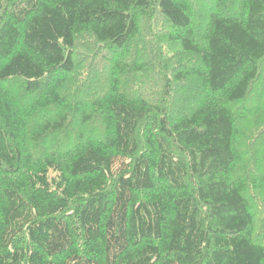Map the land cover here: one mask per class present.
I'll return each mask as SVG.
<instances>
[{"label":"trees","instance_id":"trees-1","mask_svg":"<svg viewBox=\"0 0 264 264\" xmlns=\"http://www.w3.org/2000/svg\"><path fill=\"white\" fill-rule=\"evenodd\" d=\"M262 208L264 0H0V264H264Z\"/></svg>","mask_w":264,"mask_h":264},{"label":"rangeland","instance_id":"rangeland-1","mask_svg":"<svg viewBox=\"0 0 264 264\" xmlns=\"http://www.w3.org/2000/svg\"><path fill=\"white\" fill-rule=\"evenodd\" d=\"M205 8L206 7L197 10H204ZM195 29L197 31L195 38L197 41H201L200 35L202 34V27L197 26ZM150 38L151 37H147L141 45L142 48L138 49L136 52L132 50L131 54L136 61L147 62L150 64L147 69L149 73L128 75L124 79L122 87L132 96H142L156 102L158 96H160L164 76L170 75V71L165 70V72L164 69L159 68L160 65L157 64V56L155 54L151 55L148 52L150 47L148 40H150ZM80 39L84 41L82 43H76L77 47L75 53V71L78 76V80H80V86L77 88H81L83 93L95 94V89L100 90L105 88L104 83L99 78V69L105 63V60H108L107 58L111 57L113 51H101L98 47L82 48V45L86 42V40L83 37ZM170 48H174L172 56L166 59L161 58L162 61H160V63H168L172 66L174 65L175 68L180 67L181 65L187 66L188 64H192V61L187 59V55H185L182 49H180L177 45H172ZM242 128L243 125L241 126V132L243 133ZM94 130L96 131L95 128ZM244 136L247 137L245 133ZM262 210L264 212V208H262Z\"/></svg>","mask_w":264,"mask_h":264}]
</instances>
